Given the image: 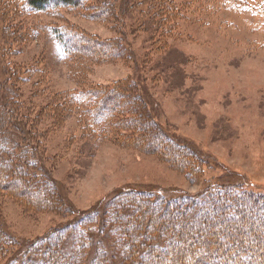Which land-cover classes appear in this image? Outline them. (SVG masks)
I'll return each mask as SVG.
<instances>
[{
    "label": "rangeland",
    "instance_id": "374dc122",
    "mask_svg": "<svg viewBox=\"0 0 264 264\" xmlns=\"http://www.w3.org/2000/svg\"><path fill=\"white\" fill-rule=\"evenodd\" d=\"M109 1L111 8L95 19L88 12L90 4L16 15L0 0L5 10L0 29L7 36L0 40V66L4 61L13 67L17 81L28 76L10 89L19 88L18 104L11 109L28 130L22 153L31 160L36 180L53 184L56 191L43 207L0 189V234L14 240L4 246L0 264L28 262L39 250L30 251L33 240L53 232H60L63 240L81 213L100 210L123 189L141 191L147 199L146 192L155 191L196 197L203 184L214 183L264 192V8L251 9L250 0L246 5L171 0L174 7L166 20L159 16L157 0L134 5ZM53 25L94 39L90 50L98 41L111 48L106 55L64 59L50 32ZM76 89L87 96L98 91L103 96L97 99L112 110L97 132L88 127L84 105L63 109L67 94ZM109 93L117 104L107 99ZM140 95L146 103L137 99ZM130 102L137 106L135 117H130ZM1 110L3 141H17L19 133L6 131L13 119ZM121 117L124 122H116ZM111 121L115 125L107 127ZM146 125L157 135L147 134ZM166 137L180 144L179 149H191L193 160L181 162L185 156L179 157L178 164L173 154L165 155L162 145L172 144ZM128 196V203L144 208ZM173 209L148 211L171 220ZM258 210L263 212L264 205ZM155 229L152 225L151 232ZM96 235L95 255L108 254L110 262L122 264L113 238ZM65 252L72 255V247Z\"/></svg>",
    "mask_w": 264,
    "mask_h": 264
},
{
    "label": "trees",
    "instance_id": "16d2710c",
    "mask_svg": "<svg viewBox=\"0 0 264 264\" xmlns=\"http://www.w3.org/2000/svg\"><path fill=\"white\" fill-rule=\"evenodd\" d=\"M130 1L133 5L138 3V0ZM158 1L161 4L159 16L167 20L169 11L174 7L172 1ZM234 1L246 5L245 0ZM250 1L248 6L251 9L261 11V8H264V0H253L255 3ZM157 2L154 3L157 4ZM6 3L11 7L10 11H14L16 15L20 13V15H25L26 12L55 11L59 8L78 9L90 4L88 12H91V16L95 19L98 16H104L112 4L109 0H6ZM4 14L5 10L0 3V21ZM64 28L50 26V32L59 47V55L64 59L83 53L91 55L101 52L106 55V51L111 48V44L107 45L98 41L99 46L90 50L94 39H88L78 31L72 35L68 34ZM6 37L0 29V40ZM12 69L13 67L9 69V65L6 66L2 61L0 108L4 109V113L8 112L7 118L13 119L9 122L10 129L6 131L13 134L19 133V138L17 141L13 138V140L10 139V143H5L0 135V189L13 192L20 200L25 201V204L43 206L49 201V194H55L56 191L53 190V184H45L36 180L33 168L31 169L33 166L30 163L31 160L26 158L25 152L22 153L25 149L22 145H28L25 142L29 137L28 130L24 128L23 122L14 118L11 109L12 105L18 104L19 98L16 94L19 93L17 92L19 88L12 92L10 89L17 88L18 81L21 82L28 76L18 77L17 81ZM84 92L77 89L70 91L63 109L66 111L73 105H84L82 112L88 115V127L92 129L91 131L97 132L112 115V110L100 99L103 95L100 96L98 91H94L91 96H87ZM98 96L100 97L97 99ZM116 98L111 96V93L107 94V99L117 104ZM137 99L141 103H146L143 95ZM130 106L132 108L130 117H135L134 112L137 111V106L132 102ZM35 116L32 118L35 119ZM116 122L122 123L124 118L121 117ZM116 122H108L107 127L111 123L115 125ZM0 127L3 128V125L1 124ZM146 127L147 134L157 135L156 130L149 131V127L147 125ZM166 139L172 144L162 145L165 155L173 154L172 157L175 156V162L178 164L179 157L185 156L181 162L189 163L191 159L193 160L194 153L189 152L191 149L188 152L186 149H179L180 144L175 146L176 142L171 141L169 137ZM25 173L32 178L27 179ZM36 183L43 186L44 190L36 187ZM128 194L131 197L135 196L136 202L145 204L144 208L128 203V197H130ZM146 194H148V199L141 191L128 192V189H123L112 196L111 201L104 203L106 205L100 210L81 213L72 223L73 227H70L69 232L64 234L63 240L59 239L61 235L59 231L64 230V227L59 228V231L56 230L58 234L53 232L52 236L47 235L33 240L29 244L30 251L39 249L38 252L36 251L37 253L33 254L34 257H31L28 262L23 261L19 264H113L108 254L102 253L98 257L93 251L94 246L99 247L97 246L99 238L96 234L100 233L108 234L113 238V243L115 242L113 247L120 255L122 264H264V211L259 212L258 210L264 205V192L254 193L247 188L238 187L237 184L214 183L203 184L196 197H190L187 194L167 197L163 191L146 192ZM151 207L154 210L161 209L160 213L162 211L166 213L174 208L175 217L171 220H164L160 214L150 215L152 213L148 210ZM129 225L133 227L128 229ZM152 225L156 227L154 233L151 232ZM13 242L14 240L8 233L0 234V256L5 252L4 246H11ZM68 246L72 247L71 257L65 252ZM144 253L148 254L144 256ZM211 257L217 260L206 263V260Z\"/></svg>",
    "mask_w": 264,
    "mask_h": 264
}]
</instances>
